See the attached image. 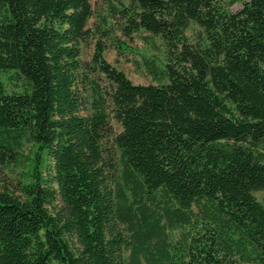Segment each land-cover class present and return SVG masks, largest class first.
Instances as JSON below:
<instances>
[{
    "label": "trees",
    "instance_id": "16d2710c",
    "mask_svg": "<svg viewBox=\"0 0 264 264\" xmlns=\"http://www.w3.org/2000/svg\"><path fill=\"white\" fill-rule=\"evenodd\" d=\"M236 1L110 0L88 27L91 0H0V176L33 149L0 264H264V0Z\"/></svg>",
    "mask_w": 264,
    "mask_h": 264
},
{
    "label": "rangeland",
    "instance_id": "374dc122",
    "mask_svg": "<svg viewBox=\"0 0 264 264\" xmlns=\"http://www.w3.org/2000/svg\"><path fill=\"white\" fill-rule=\"evenodd\" d=\"M245 0H238L232 5H228L231 11H238L242 8L243 2ZM91 3L94 8V17H92L88 22V27H94L97 15L100 13H104L106 7L110 3V0H91ZM195 32V27L191 26L187 30V34L193 38ZM82 59L89 60L94 52L95 40H89L86 43H82ZM132 46L150 54V49L144 44L139 35H135L134 41L132 42ZM105 57L108 61L114 64L117 68L123 70L127 76L132 80L135 84H149L156 83L153 78L144 70L139 69L135 63L137 59L132 54H120L113 46H110L106 52ZM112 125L116 132H120L122 127L121 124L112 119ZM105 148L113 149L111 140H106L104 143ZM114 151V150H113ZM32 157H33V149L31 145H26L19 153L18 160L11 164L8 169L4 170L1 174L0 184H6L10 190L19 195V188L23 182L30 181V169L32 166ZM1 189V187H0ZM257 197L260 201L264 202V198L261 192H258Z\"/></svg>",
    "mask_w": 264,
    "mask_h": 264
}]
</instances>
